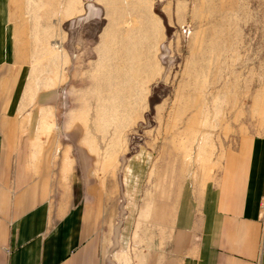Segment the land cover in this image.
Wrapping results in <instances>:
<instances>
[{"label":"rangeland","instance_id":"obj_1","mask_svg":"<svg viewBox=\"0 0 264 264\" xmlns=\"http://www.w3.org/2000/svg\"><path fill=\"white\" fill-rule=\"evenodd\" d=\"M6 2L58 145L105 176L146 153L142 182L203 185L240 134L264 133V0Z\"/></svg>","mask_w":264,"mask_h":264},{"label":"crops","instance_id":"obj_2","mask_svg":"<svg viewBox=\"0 0 264 264\" xmlns=\"http://www.w3.org/2000/svg\"><path fill=\"white\" fill-rule=\"evenodd\" d=\"M7 6L0 0V264H264V133L240 134L221 177L203 185L142 182L146 153L123 177L105 176L58 145Z\"/></svg>","mask_w":264,"mask_h":264}]
</instances>
